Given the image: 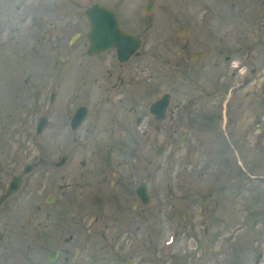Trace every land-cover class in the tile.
Returning a JSON list of instances; mask_svg holds the SVG:
<instances>
[{"label":"rangeland","instance_id":"374dc122","mask_svg":"<svg viewBox=\"0 0 264 264\" xmlns=\"http://www.w3.org/2000/svg\"><path fill=\"white\" fill-rule=\"evenodd\" d=\"M95 1L142 39L140 56L86 54ZM148 1L0 0V193L44 159L0 201V264H47L60 246L67 264H264V0H152L144 11ZM165 92L157 123L149 105ZM142 181L145 204L132 195ZM125 199L129 216L109 202Z\"/></svg>","mask_w":264,"mask_h":264},{"label":"water","instance_id":"95a60500","mask_svg":"<svg viewBox=\"0 0 264 264\" xmlns=\"http://www.w3.org/2000/svg\"><path fill=\"white\" fill-rule=\"evenodd\" d=\"M151 4L147 5L146 10L151 8ZM86 16L88 18L90 29L87 33V37L90 41L87 53L89 55L96 54L100 51L107 50L111 47H115L118 52V58L120 61H125L128 56L135 50L139 45V40L123 32L118 27V18L116 17L114 11L109 8H105L98 3L93 4L86 9ZM200 53L193 55L191 59H196L199 57ZM169 101V95L164 94L160 99L155 101L150 106V111L155 114L158 121L162 120L165 116V108ZM86 114V108L80 106L72 116L71 127L75 129L83 120ZM45 123L43 118L40 122V127ZM183 135H181L179 142L181 141ZM65 161L63 157L56 165H61ZM36 166L34 164H28L24 167L23 172H27L33 169ZM21 176H15L11 182L10 188L7 190L6 194L3 196L6 197L14 193L18 186ZM137 195L142 202H147L149 200V195L146 192L144 184H141L137 188ZM58 257V251H54L48 258V263H53Z\"/></svg>","mask_w":264,"mask_h":264},{"label":"flooded vegetation","instance_id":"af4514ba","mask_svg":"<svg viewBox=\"0 0 264 264\" xmlns=\"http://www.w3.org/2000/svg\"><path fill=\"white\" fill-rule=\"evenodd\" d=\"M141 39V38H140ZM69 41L71 42L72 41V36L69 38ZM142 43V42H141ZM112 50H114V49H112ZM112 50H110V51H112ZM101 53H99V54H97V55H100ZM132 56H140V51L138 52V53H134V54H132L130 57H129V59L126 61V62H123V63H127L129 60H130V58L132 57ZM102 181H105V179H99V181H98V183H102ZM113 183V187L115 186V181H113L112 182ZM141 183V182H140ZM139 183V184H140ZM136 188H137V184H136V186H134V192H133V197L135 196L136 197ZM117 195V194H116ZM99 198H102V195L101 196H99ZM107 200V199H106ZM124 200V199H123ZM104 200H98V204H99V206L101 207V205H100V202H103ZM108 201V200H107ZM126 199H125V201H123L122 203H120L119 201H117V202H115V200H113V201H109L114 207H115V211L117 210L118 212H120V213H123V214H127L128 216L129 215H131L132 213H133V211H132V209H134L133 207L135 206V205H132L131 206V208L129 209V211L128 212H126V210H127V205H126ZM136 207V206H135ZM120 213H114V214H112L111 216H110V219H111V222L113 223V222H115V223H118V222H120L121 220H123V218L125 219V215L123 216V218L121 217V215H120ZM98 215H102V216H104V215H106V213H103V211L101 210L99 213H97ZM105 225V227H106V229L108 228V226H109V224L108 223H105L104 224ZM67 241H68V243L71 241L72 242V239H67ZM54 249H59V251H60V256H59V258H58V260L60 259V257H62V259H63V264H67L68 263V261H69V257L67 256V255H63L62 256V253H64V251H67V249L66 248H64V249H62V246H60V247H56V248H54ZM54 249H51L50 251H49V253L52 251V250H54ZM49 253L47 254V256L49 255ZM46 256V257H47ZM58 260L54 263V264H56L57 262H58ZM45 262H46V258H45Z\"/></svg>","mask_w":264,"mask_h":264}]
</instances>
